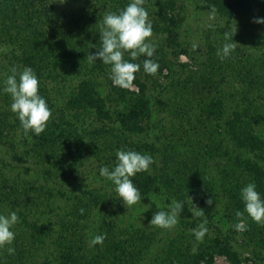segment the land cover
Here are the masks:
<instances>
[{
	"label": "trees",
	"instance_id": "obj_1",
	"mask_svg": "<svg viewBox=\"0 0 264 264\" xmlns=\"http://www.w3.org/2000/svg\"><path fill=\"white\" fill-rule=\"evenodd\" d=\"M201 1L209 12L214 9L222 18L243 22L239 35L228 34L231 42L240 40L243 35L241 49L249 54L264 52V24L253 22L255 15L264 17V10L256 14L260 0ZM130 2L82 0L69 14L70 11L55 13L53 0H0V49H9L8 59L17 69L26 66L34 69L39 78V92L49 107L53 104L46 82L63 80L69 75H74L76 81L66 94L64 105L71 115L60 112V118L49 120L39 135L25 134L13 112L0 111V144L11 151V162L27 173L38 174L42 182L75 181L87 170L91 157L95 164L92 175L100 178L99 186L85 184L52 194L46 183L24 179L22 171L5 174V169L0 168V212L6 215L15 211L19 216L15 227L22 224L28 227V235L36 242H29L30 245L24 240L15 241L10 247H16L17 254L1 252L0 258L4 261H16L31 254L37 261L46 238H52L60 246L54 253L57 264H122L124 251L132 253L130 250L135 245L130 235H122V240L115 242L111 239L114 231L107 228L111 224L104 219L105 213L96 226V235L105 236L102 246L94 247L98 252H93L86 243L77 247L68 233L73 230L71 220L65 223L56 213L53 215L56 194L64 195L65 200H77V206L75 204L65 220H85L98 208L103 212L113 209L111 215L115 209H124L115 185L99 175L101 166L107 165L110 169L114 166L118 149L136 150L154 158L150 171L137 173L132 179L141 191V199L145 197L155 211L168 208H158L152 197H164L167 203L185 202L177 224L179 237L171 240L170 253L172 245H178L177 240L195 239L192 230L207 220V228L213 233L209 243L199 246L194 255L178 249L179 256L186 259L179 264H199L206 259L210 264L215 253L240 264L242 255L232 244V236L237 232L233 225L240 219L247 224L244 232L251 240L264 236L263 225L247 213L243 217L236 216L237 210L244 211L240 189L247 183L254 181L264 198V96H261L264 61L256 63L261 73L250 62L239 63V59L230 56L221 60L217 56L219 47L208 46L198 77L171 81L172 95L167 98L150 97L146 81L156 80L168 67L166 53L157 48L149 58L159 64L155 75L143 70V60L148 57L141 55L134 61L141 64L131 83L137 86L136 92L114 86L110 66L99 60L90 62L88 54L100 47V21L104 14L123 9ZM147 4L154 7V31L172 32L180 26L183 18L176 0H144L143 6ZM178 52L187 53L184 49ZM124 58L131 59L127 52ZM101 75L109 86L105 98L99 95L95 82ZM215 75L219 77L218 82L212 79ZM160 113L168 116L167 127L158 120ZM89 118L90 124L85 122ZM16 132H19L22 152H18L16 143L11 141ZM87 145L92 147L91 152L85 150ZM193 204L203 209L205 215L194 216ZM220 222H230L231 230L224 231ZM107 233L109 236L105 235ZM81 236L85 242L83 237L88 235L82 233ZM5 248L8 249V245ZM106 255L111 257L108 259Z\"/></svg>",
	"mask_w": 264,
	"mask_h": 264
},
{
	"label": "rangeland",
	"instance_id": "obj_2",
	"mask_svg": "<svg viewBox=\"0 0 264 264\" xmlns=\"http://www.w3.org/2000/svg\"><path fill=\"white\" fill-rule=\"evenodd\" d=\"M81 1L82 0H65V2L61 3V0H53L55 5L53 11L55 13H67L70 11V14L72 12V9H74V6L80 3ZM176 1L177 4L180 6L181 16L183 18L180 26L172 32L165 33L156 32L152 29V36L149 38L150 41L156 45L155 49L158 48L166 53L165 58L168 60L167 70L164 69L161 76H158L156 80L150 79V81H146L147 94L150 97H156L160 95L161 98H167L172 95L169 90L171 89L169 88V84L171 81H175L178 78L183 79L189 76L194 77L195 75L198 77L200 75L201 70H203L201 64L205 60V53L207 51L208 46L220 48L223 43L231 42V39L228 34H236V36L239 35V33H241L239 32V29H241L243 26V22H237L232 19L222 18L216 14L214 18H211V12L205 9L201 0ZM144 7L148 11V18L153 23V5L147 4ZM263 10L264 0H260L258 10H256V14L262 13ZM255 17H257V15H255ZM232 25L233 29L231 30ZM235 26H237L236 31H234ZM240 36V40L237 41V39H235L236 48L231 53L230 57L234 58L235 60L239 59L241 61L239 63H243L245 61L246 64V62H250V64L252 63L255 67H257L259 72L263 73L261 71V68L259 69V66H257L258 64L256 63L257 61H260L261 64V62L264 61V52L258 51L249 54V52H247L246 49H244L243 47L241 49L244 37L243 35ZM238 43L240 45H237ZM180 49L186 50L187 53L185 54L182 52H178V50ZM8 50L9 49L6 48L0 49V90H2V88L4 87L3 81L6 79L7 75L11 74V68L15 65V63H11V61L8 59ZM22 69L23 68L18 67V71ZM246 77H248V75ZM212 79L215 82H218L219 77L215 75ZM95 82L99 95L105 98L109 89L108 81L103 75H101L96 78ZM75 83L76 81L74 75H69V77H66L63 80L58 79L57 81H48L45 83L46 88L49 92V98H51L53 104V106L51 107L52 115L49 120L60 118V116L62 115L60 112H62L65 116L71 115L68 111H65L64 105L66 101V94L70 91V89ZM235 83L234 85H236ZM126 89L136 92L137 86L131 84ZM261 96H264V92L261 93ZM0 99H2L0 102V111H5L6 109L11 111V96L7 93H4L3 91H0ZM157 118L159 121H161L163 125L167 127L168 116L165 113L158 114ZM85 122H88L90 124L92 123V120L91 118H89L85 120ZM14 135L15 137L11 141L14 142V144L16 143L15 145L19 149L18 152H20L22 150V147L19 145V132H16ZM134 142H136V140ZM85 150H90L91 152L92 147L90 145H87L85 147ZM11 155V151L7 147L0 144V168H2V170L5 169L3 171L5 174H13L12 172L22 171L21 174L24 179L35 180L34 182H42V179L41 177H39L38 174H33L32 172L27 173L23 169V167H21L20 165H15L14 162H11ZM89 163L90 165L87 164V170L84 171V174H82V176H77L75 181L71 182L68 179L62 181V179H60L57 183L54 184H50V182H48L47 180L42 183H46L45 185L49 190L52 191V194L56 192H65L78 187H82L85 184H90V186H99L100 183L98 180L100 178H94L92 175L93 168L95 167L92 157L89 160ZM10 168L13 170H10ZM25 185L26 184H24V186ZM55 197L56 198L55 202L53 203V206H55L56 210L54 211L53 215H55L56 213V216H58L59 218H63V222L65 223L71 220L69 224L72 226L73 230L68 233L70 234V239H72L71 241L75 242L77 247H82V243H86L88 244V246L92 247L93 252H98V250L94 248L95 245H93L91 241L93 236L96 235V226L98 224V221H102V214L104 213V219L110 221L109 224H111L107 226V228H111L114 231L111 235V239L114 238V240L112 239L114 242L116 239H121L120 236L122 235L124 237L130 235L131 241L134 242L132 244L133 246H135L132 250H130L132 253H129V251H124V258H121L123 260L122 264H128L130 262L132 264H179V262H182L186 259L179 256L178 249L183 250L185 253H191L194 255L196 252L199 251L197 250L199 246H203L206 243H209V238L213 234L208 229V232L205 234V237L202 242H198L195 239L192 240L190 237L181 241L177 240L176 242L178 243V245H176L175 247H173L172 245V253H170L168 246H171V240H173V237H179L178 231L180 229L178 228V225H176L172 229H162L155 225H151L150 220L152 219V216L156 211L155 209H153L152 205L148 202L145 197H143L144 199H141L140 202L129 206L127 204L124 205L122 199L117 195V197H119L118 199L120 204L124 208L122 211H120V209H115V213L111 215V210L113 209H109L103 212V210H99L98 208L91 211V213L86 216L89 218H86L85 220L84 218L82 220H78L77 218H66L65 220L67 214L72 212L71 209L74 208L75 204L77 206V200H73V198L65 200L64 195L59 196L58 194H56ZM150 199L154 201L155 205L158 208L170 204L169 202L167 203L164 197H152ZM221 206L222 204H220V207ZM36 217L38 216H34V218ZM43 217L44 216H39L40 219H43ZM40 219H38L39 221H37L39 222V224L41 222ZM221 223H223L222 228L224 231H226L227 229L231 230L232 225L230 224V222H220L219 224ZM12 229L14 230L16 235L11 246L15 245V241L19 242L23 240L28 243H36L32 240V237L28 235L30 231L29 228L24 226L23 224L17 227H15L14 225ZM119 229H121L122 231L119 232ZM261 230H263L262 234H264V225L261 227ZM106 231L110 232L111 230L107 229ZM137 231L139 236L138 241ZM82 233H86L88 235L87 238L83 237L85 242H82L81 240ZM109 234L110 233H107L105 235L109 236ZM232 237L233 249L241 253L242 255V261L240 264H264V236L259 239L251 240V237H247V234L243 231L236 232L235 234H233ZM155 240H158V242ZM181 243H184V245H182ZM29 244L31 245V243ZM99 246L102 245L98 244L96 247ZM8 247H10V245H8ZM194 247L196 248L195 252H193ZM58 248H60L58 243L55 244L52 238H46L44 242V248L41 250V255L39 256L37 261L34 255L31 254L27 256L25 255L24 257H20L18 260L16 259V261L14 259V261L12 262H7L4 261L5 259L2 260V258H0V264H57V260L55 258L56 255H54V253ZM4 251H7V248H5V246L0 248V253ZM11 254L16 255L17 252L15 251ZM92 255L94 254L92 253ZM106 256L108 259L111 257L110 255ZM206 260H200L199 264H207ZM2 261L7 263H2ZM210 264L234 263L229 260L225 255L215 253L211 258Z\"/></svg>",
	"mask_w": 264,
	"mask_h": 264
},
{
	"label": "clouds",
	"instance_id": "obj_3",
	"mask_svg": "<svg viewBox=\"0 0 264 264\" xmlns=\"http://www.w3.org/2000/svg\"><path fill=\"white\" fill-rule=\"evenodd\" d=\"M65 0H61V3ZM144 0H131L123 9L116 12H106L100 21V47L97 51L88 54L90 62L101 61L110 66V79L117 87L127 88L135 79V74L140 70L141 64L134 62L137 57L143 55L148 57L143 60V70L149 75H155L159 64L153 59L156 45L150 41L152 36V21L148 18V11L143 6ZM215 17V10L210 13ZM254 23L264 24V17L253 18ZM233 29V25L231 30ZM237 26H235V30ZM236 48V42H225L217 49V56L223 60L231 55ZM128 53L131 59H125L124 54ZM2 90L11 96V111L17 116L25 134L32 132L41 134L47 127V122L52 115L46 99L39 92V78L34 69L30 66L22 70L13 66L11 74L3 81ZM154 158L150 154L141 153L136 150L118 149L116 151V163L114 166L104 165L99 168V175L111 181L115 185V191L122 199L124 205H134L141 201V191L133 182L132 177L137 173L150 171ZM240 198L244 204V211L237 210L236 216L243 217L247 213L256 223L264 225V198L257 191L254 181L247 183L240 189ZM190 201L192 202L191 198ZM184 201L173 200L167 205L168 210L156 211L151 225L162 229L174 228L184 209ZM211 204V199L208 200ZM194 205V204H193ZM83 211V210H81ZM192 214L197 217L204 216V210L195 206ZM19 221L15 211L8 214L0 212V248L5 245H12L15 239V232L11 229ZM237 232L247 230V224L240 219L233 225ZM193 234L198 242H202L208 232L207 220L204 219L193 229ZM104 234L94 235L91 243L102 244ZM11 254L15 252L14 247H8ZM196 248H193V252Z\"/></svg>",
	"mask_w": 264,
	"mask_h": 264
}]
</instances>
